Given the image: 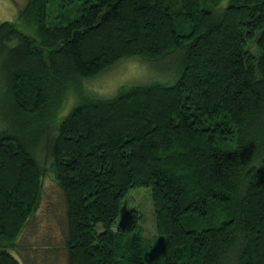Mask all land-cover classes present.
<instances>
[{
    "label": "trees",
    "instance_id": "16d2710c",
    "mask_svg": "<svg viewBox=\"0 0 264 264\" xmlns=\"http://www.w3.org/2000/svg\"><path fill=\"white\" fill-rule=\"evenodd\" d=\"M221 3L27 0L0 22V264L26 260L45 171L67 264H264V0ZM132 59L172 72L85 89ZM137 187L151 240L121 215Z\"/></svg>",
    "mask_w": 264,
    "mask_h": 264
},
{
    "label": "rangeland",
    "instance_id": "374dc122",
    "mask_svg": "<svg viewBox=\"0 0 264 264\" xmlns=\"http://www.w3.org/2000/svg\"><path fill=\"white\" fill-rule=\"evenodd\" d=\"M204 1V0H203ZM221 8L227 6L230 0H221ZM15 3L12 5V3ZM27 0H0V22L13 21L16 19L19 8L26 4ZM206 5L208 2L206 1ZM172 64V63H170ZM164 69V70H160ZM168 72L172 69L162 66H150L139 60H123L108 70L103 71L99 76L84 81L85 89L94 97L105 98L114 97L122 87H131L144 81H166ZM1 74V73H0ZM3 87V76L0 75V106L6 103ZM72 98L64 105V111L68 110L72 104ZM3 119L0 112V125ZM41 149V147H39ZM39 161H43L44 153L37 150ZM44 163V162H43ZM46 163V162H45ZM48 163H46V167ZM47 170V169H46ZM42 201L40 209L34 217L33 228L30 225L28 231L24 234L22 247L26 248L21 252L23 264H67L66 251L63 248V241L60 237L63 228V201L57 188L55 187L53 176L49 171H45L42 182ZM56 206L58 210L53 207ZM134 208L141 216L140 228L142 236L151 240L155 237V225L153 214V203L149 188L137 187L127 192L121 215L123 216L127 209ZM55 213V214H54ZM32 222V223H33ZM31 223V224H32ZM52 235L54 236L52 238Z\"/></svg>",
    "mask_w": 264,
    "mask_h": 264
}]
</instances>
